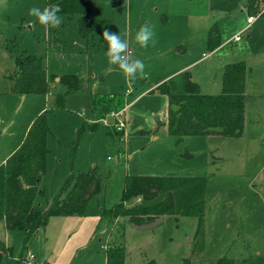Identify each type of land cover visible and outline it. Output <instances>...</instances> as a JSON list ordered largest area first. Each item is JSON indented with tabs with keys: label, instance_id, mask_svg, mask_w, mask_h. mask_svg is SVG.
Wrapping results in <instances>:
<instances>
[{
	"label": "rangeland",
	"instance_id": "374dc122",
	"mask_svg": "<svg viewBox=\"0 0 264 264\" xmlns=\"http://www.w3.org/2000/svg\"><path fill=\"white\" fill-rule=\"evenodd\" d=\"M89 5L92 34L85 39L78 33L75 16L60 15L62 24L51 28L28 15L30 7L43 8L46 0H0V164L19 146L30 119L47 110L48 154L41 178L45 195L36 196L35 205L51 202L72 173L93 168L101 180L100 191L89 199L84 213L86 225L91 223L85 245L73 232L66 242L68 233L49 217L44 235L39 233L27 249L19 230L8 231L7 242L0 236L12 250L11 256L1 255L0 264H19L16 259L27 251L50 263L104 264L110 223L100 215V208L119 200L124 175L130 174L163 176L180 194L177 214L156 224L137 227L123 217L113 219L115 225L124 224V264H183L186 258L189 264H213L222 256L264 257V0L250 23L246 0H89ZM145 23L153 26L155 44L142 48L134 35ZM104 28L129 39L130 51L146 65V77L128 79L109 63L101 35ZM210 28L220 37L212 51L205 45ZM178 45L183 51L176 49ZM23 53L42 58L48 93L9 91L7 76L16 67L15 57ZM236 60H244L247 67L241 136L179 140L165 124L156 128L165 120V97L150 89L166 80L171 92L183 93L187 70L202 93L218 94L223 66ZM66 74L80 80L77 90L67 91L55 81ZM59 94L63 105L58 107ZM118 94L125 109L107 114L106 126L96 119L97 111L92 112L90 97L104 95L114 101ZM106 127L121 131L122 142L109 141ZM189 177L204 180V243L198 253H192L197 219L182 214L190 193L185 194L179 180Z\"/></svg>",
	"mask_w": 264,
	"mask_h": 264
},
{
	"label": "trees",
	"instance_id": "16d2710c",
	"mask_svg": "<svg viewBox=\"0 0 264 264\" xmlns=\"http://www.w3.org/2000/svg\"><path fill=\"white\" fill-rule=\"evenodd\" d=\"M263 0H246L248 16L258 13V5ZM60 8L58 15L75 16L76 26L82 38L92 34V18L89 0H46V6ZM206 47L212 51L220 44L218 31L210 28L205 38ZM16 67L7 77L11 84L9 91L20 94H46L50 90L47 73L41 57L23 53L15 57ZM247 67L244 60L225 64L222 68L221 91L218 94H206L200 91L199 85L191 79L189 71L184 72V92L173 93L166 81L160 82L150 92L157 91L166 98L165 122H158L156 128L165 124L167 131L178 137L212 135L238 137L242 135L245 121V77ZM67 91L79 88L80 80L71 74L58 77ZM114 97V95H111ZM112 101L107 96L90 97L92 112L101 119L112 111L124 109L122 95H115ZM56 105L62 106L61 94ZM112 109V110H109ZM46 111L36 115L31 121L20 145L0 164V219L8 230H19L25 249L36 233L45 227L51 216H83L91 197L101 189V180L95 169L70 174L58 194L45 210L35 205L36 196H44L41 178L46 170L48 149L45 141L49 133ZM97 121L91 123L94 129ZM106 138L109 141H121L122 132L106 127ZM118 152L123 153V149ZM184 156L190 157L188 152ZM167 178L159 175H124L123 189L117 202L109 207H102L101 216L110 223L109 236L105 244V264H124L125 246L124 224L113 219L123 217L129 224L137 227L156 224L166 215L177 214V194L167 184ZM178 180V179H177ZM190 203L182 214L195 216L197 219L194 231L192 253L203 249L204 243V207L203 182L200 178L179 180ZM189 183V187L187 186ZM202 185V186H201ZM201 186V188H200ZM129 203V204H128ZM0 251L11 253V247L0 245ZM1 256V252H0ZM183 264H189L188 259ZM213 264H264V257L243 258L235 260L219 257Z\"/></svg>",
	"mask_w": 264,
	"mask_h": 264
},
{
	"label": "clouds",
	"instance_id": "9594fccd",
	"mask_svg": "<svg viewBox=\"0 0 264 264\" xmlns=\"http://www.w3.org/2000/svg\"><path fill=\"white\" fill-rule=\"evenodd\" d=\"M59 12L60 8L58 5L45 6L43 8L32 6L28 10V15L35 17L41 25L58 28L63 22V18L58 15ZM101 35L103 41L107 44L105 55L110 64L116 65L128 79L144 78L147 76L144 62L135 58L130 51L129 39L112 31L110 28H104ZM154 36L153 26L145 23L135 32L134 40L140 47L147 48L150 43L155 44Z\"/></svg>",
	"mask_w": 264,
	"mask_h": 264
},
{
	"label": "crops",
	"instance_id": "0c3cea01",
	"mask_svg": "<svg viewBox=\"0 0 264 264\" xmlns=\"http://www.w3.org/2000/svg\"><path fill=\"white\" fill-rule=\"evenodd\" d=\"M206 38V37H205ZM205 45H206V43H205ZM178 48V49H177ZM176 49L177 50H179V51H183V49L178 45V46H176ZM185 71H187V70H184L183 71V76H184V72ZM54 76V75H53ZM48 78V77H47ZM58 80V77H56L55 78V81L56 82H58L57 81ZM164 81H166V80H164ZM158 85V84H157ZM169 85V84H168ZM154 88V87H153ZM152 88V89H153ZM152 89H150V90H152ZM154 92H157V91H154ZM154 92H152V93H154ZM163 96V95H162ZM165 97V96H164ZM124 102H125V100H124ZM165 105H166V98H165ZM124 109H125V107H124ZM123 110V109H122ZM165 119H166V115H165ZM33 119H30V121L26 124V127H25V130H24V133H23V138H24V134L27 132L26 130L28 129V127H29V125H30V123H31V121H32ZM163 122H165V120L163 121ZM161 123V122H160ZM107 126V125H106ZM166 127V126H165ZM22 142V141H21ZM20 145V144H19ZM5 160V159H4ZM4 161H2V163H3ZM50 203V202H49ZM49 203L47 202L45 205H44V207H39V203L37 204L38 205V207L40 208V210H45L47 207H48V205H49ZM102 208H100V210H101ZM100 215H101V212H100ZM85 216V215H84ZM75 216V215H71V216H51V221H52V223H58L59 224V228H61V231L62 232H64V233H68V238H67V240H66V242L69 240V239H71V237H72V232L74 233V235L77 237V241H78V243H80V244H82V245H85L86 244V240H87V236L88 237H90V233H91V223H88L87 225H86V222H87V220H88V218L85 216ZM2 228H4V233H2L1 232V230H2ZM108 229H109V227H108ZM85 230H86V232H88L87 233V235H85L83 232H85ZM8 231H12V230H8V229H6V227H5V224H4V221L2 220V219H0V236H5V241H6V236L8 235ZM39 233H41L42 235H44V228H42V229H40L37 233H36V235L34 236V238L35 237H38V234ZM109 236V235H108ZM33 239V238H32ZM107 240H108V238H107ZM5 241H2V240H0V245L1 244H3L5 247H10V245H8V244H6V242ZM107 242V241H106ZM106 244V243H105ZM1 252V255H5V256H11V254H12V250H11V253L9 252V254L6 252V253H3L2 251H0ZM34 256H35V259L37 260V261H40V262H42L43 264H63L64 263V261H59V262H52V263H50L49 261H47L46 259H45V257H42V260H38L37 258H36V255L34 254ZM0 258H1V256H0ZM64 258H66L67 259V257L66 256H64ZM21 259H22V256L21 257H19V259H16V262H18L19 264H21L22 262H21ZM104 261H105V253H104ZM23 264V263H22ZM105 264V263H104Z\"/></svg>",
	"mask_w": 264,
	"mask_h": 264
},
{
	"label": "built area",
	"instance_id": "2783aa9c",
	"mask_svg": "<svg viewBox=\"0 0 264 264\" xmlns=\"http://www.w3.org/2000/svg\"><path fill=\"white\" fill-rule=\"evenodd\" d=\"M253 20V16H248L247 17V22L250 23L251 21ZM234 39L237 41L240 39V37L237 35L234 37ZM114 114H117V113H113V112H110L108 115H111V116H114ZM99 120H102L103 122L106 123L107 125V122L105 120V117L99 119ZM118 124L116 123L115 126H117ZM109 158V157H108ZM21 262L23 264H43L42 262L40 261H37L35 259V256L34 254H32L31 252L27 251L26 255L21 259Z\"/></svg>",
	"mask_w": 264,
	"mask_h": 264
}]
</instances>
